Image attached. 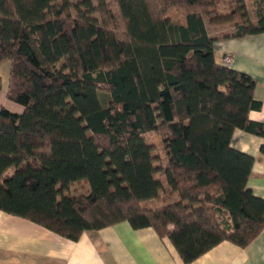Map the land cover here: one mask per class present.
I'll use <instances>...</instances> for the list:
<instances>
[{
    "label": "trees",
    "instance_id": "trees-1",
    "mask_svg": "<svg viewBox=\"0 0 264 264\" xmlns=\"http://www.w3.org/2000/svg\"><path fill=\"white\" fill-rule=\"evenodd\" d=\"M249 2L252 18L247 0H0L6 100L22 108L0 107V212L70 241L151 228L185 264L250 244L264 199L231 140L264 124L248 119L254 80L215 59L218 41L264 33V0Z\"/></svg>",
    "mask_w": 264,
    "mask_h": 264
},
{
    "label": "crops",
    "instance_id": "crops-1",
    "mask_svg": "<svg viewBox=\"0 0 264 264\" xmlns=\"http://www.w3.org/2000/svg\"><path fill=\"white\" fill-rule=\"evenodd\" d=\"M225 55L233 57L229 68L254 80L253 99L260 108L250 111L248 119L264 124V33L218 41L216 62L223 65ZM14 107L22 112L20 106ZM231 147L254 159L247 186L254 196L264 199V138L236 129ZM78 185L87 191L82 182L74 188ZM167 202L162 198L150 205L156 208ZM0 264L185 263L170 241L158 237L151 228L134 230L122 222L86 231L77 241H70L32 222L0 212ZM189 264H264V228L244 248L222 242Z\"/></svg>",
    "mask_w": 264,
    "mask_h": 264
},
{
    "label": "rangeland",
    "instance_id": "rangeland-1",
    "mask_svg": "<svg viewBox=\"0 0 264 264\" xmlns=\"http://www.w3.org/2000/svg\"><path fill=\"white\" fill-rule=\"evenodd\" d=\"M220 10L223 11L224 10V5L222 3L219 4ZM247 8H248V13L250 18H252V8L250 6V2L249 0H247ZM166 16L169 17L172 21L174 22H183L184 18L182 15V10L181 9H176V10H172V11H168L166 13ZM210 33L213 35H218V34H223V33H228L231 32V29L229 27H224V28H209ZM8 76H9V62H3L2 64H0V107H4L5 109H7L9 112L12 113H16V114H20L21 113V109L14 107V106H18L15 105L9 101L6 100V91H7V86H8ZM104 95H101V100L104 103ZM12 104V105H11ZM146 141L150 144H153L156 152L159 154V156L161 158L162 154V147L159 144V139L155 136V134H151V135H146ZM161 163L162 165L164 164V161L161 159ZM162 178V177H161ZM163 179V178H162ZM77 191H79V189H76Z\"/></svg>",
    "mask_w": 264,
    "mask_h": 264
},
{
    "label": "built area",
    "instance_id": "built-area-1",
    "mask_svg": "<svg viewBox=\"0 0 264 264\" xmlns=\"http://www.w3.org/2000/svg\"><path fill=\"white\" fill-rule=\"evenodd\" d=\"M233 62V57L231 55H225L222 59V63L224 66L229 67Z\"/></svg>",
    "mask_w": 264,
    "mask_h": 264
}]
</instances>
